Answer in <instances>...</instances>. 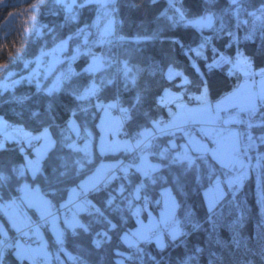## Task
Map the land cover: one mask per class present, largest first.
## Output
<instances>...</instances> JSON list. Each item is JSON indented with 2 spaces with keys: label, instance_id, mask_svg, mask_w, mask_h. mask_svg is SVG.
<instances>
[{
  "label": "trees",
  "instance_id": "trees-1",
  "mask_svg": "<svg viewBox=\"0 0 264 264\" xmlns=\"http://www.w3.org/2000/svg\"><path fill=\"white\" fill-rule=\"evenodd\" d=\"M36 1H43L39 20L50 32L38 39L20 40L13 35L0 39V83L12 71L25 73V62L36 57L45 43L51 47L71 37L70 51L77 44L82 46L57 90L43 91L25 79L12 89L0 88V114L7 122L35 134L50 128L55 139L35 175L25 167L23 142H10L0 148V201L19 197L22 185L28 183L37 185L55 208L60 206L83 176L111 156L97 150L100 103L118 99L128 116L124 134L137 136L160 116L168 115L159 103L167 88L183 89L187 96L200 93L206 85L210 100L231 92L234 83L230 66L222 55L233 57L241 50L256 69L264 68V0H117L112 11L118 6V33L110 43L84 41L86 29L97 34L100 28L92 27L103 13L94 4L69 15L55 0H0V29L14 11ZM207 15L214 18L209 28L191 24ZM197 47H202L200 53L194 51ZM98 54H107L108 64L93 74L87 68ZM169 66L184 73L185 85L179 83L180 76L167 77ZM125 68L130 71L127 75ZM93 84L94 92L85 96ZM257 103L260 107L255 110ZM257 103L247 110L232 109L222 114L244 111L246 119L239 132L244 140L253 139L256 147L242 183L227 185L225 195L212 209L208 208L203 191L229 174L230 169L210 155L195 151H191L192 162L179 157L181 144L187 140L184 136L172 146L171 134L155 135L150 149L161 167L143 178L131 166L127 174L121 170L108 184L91 190V211L82 213L86 230L65 234V261L61 264H122L120 257L137 264H264V104ZM73 115L82 130L77 147L70 145L75 138L67 128ZM87 140L91 141L90 154L81 148ZM25 149L32 152L31 145ZM141 181L152 201L159 199L166 185L178 200L182 233L162 247L154 240H142L137 248H132L121 240L125 230L137 225L133 211L134 204H140L141 192L137 197L131 191ZM120 184L125 190L118 193ZM128 199H132L131 206L126 204ZM159 206L152 204L150 208L157 211ZM1 219L6 221L0 209ZM99 237L104 238L103 242ZM67 252L70 256L66 257ZM4 263L29 261L19 259L10 247Z\"/></svg>",
  "mask_w": 264,
  "mask_h": 264
},
{
  "label": "rangeland",
  "instance_id": "rangeland-1",
  "mask_svg": "<svg viewBox=\"0 0 264 264\" xmlns=\"http://www.w3.org/2000/svg\"><path fill=\"white\" fill-rule=\"evenodd\" d=\"M23 1L18 0V3ZM55 1L63 5L69 15L76 14L87 4H94L98 10H102L101 18L96 19L92 24L93 29L100 26L97 34L93 33L91 28H85V42L110 43L113 38H117L118 22L116 20V12H118V9L114 8L112 11L113 5L117 0H85L82 3L78 0ZM42 3L43 1H36L31 5L23 6L18 11H14L0 29V39H5L10 37V35L20 40L38 39L50 32L48 31L49 28L39 20ZM213 21V16L207 15L191 22V24L199 28H209ZM70 38L56 42L51 47H48L45 43V46L39 50L36 57L25 62V73L19 75V73L12 71L5 76L0 83L1 90L12 89L24 79L35 83L43 91L52 92L57 90L62 83L64 72L69 69L72 60L81 51L82 45L80 44H77L70 51ZM194 51L200 53L202 47L194 48ZM106 57L107 54L93 56L87 70L93 74H98L108 64ZM221 58L229 62L231 75H241L240 83L234 80V87L231 92L216 100H210L206 85L203 86L200 93H190L187 96L184 94L183 89L167 88L163 95L159 97V103L165 106L168 115L160 116L153 122V125L143 129L137 136H131L129 133L128 135L124 134V132H127L124 127V119L126 117V122L128 116L121 106L116 107L118 99L109 104L100 103L99 107L102 108V111L97 124L99 131L97 150L102 155L111 156L102 159L93 171L83 176L79 180L78 185L71 188L67 199L56 208L37 185L33 186L28 183L23 184L19 197L0 201V209L7 221L0 220V253L4 249L5 243L3 239L14 235V253L19 259L28 260L29 263L34 261L36 264H41L38 259L47 256L49 264L64 263L61 254V251L64 250L62 247L64 236L66 233H80L86 230L82 213L91 211V200L88 194L91 190L108 184L116 176V174L110 173V170L115 172V169L120 168L123 164L126 156L138 148L141 149V152L133 157L129 165L137 170L143 178L150 177L155 170L161 167V163L152 157V149H150L155 135L171 134L172 139L169 140V143L172 146L176 145L177 141L184 136L187 140L181 144L182 149L178 152L179 157L192 162L191 151H195L203 155H210L221 166L230 169L229 174L218 178L203 191L209 209H212L225 195L227 185L242 183L249 172L250 158L255 149L251 152L249 151L246 159L237 155L233 157V152L230 150L232 141H221V146L217 148L201 123L207 120L210 121L217 114L221 115L223 110L235 103H243L241 104L245 105L243 107L249 104L253 105L255 100L264 104V68L256 69L251 58L241 50H238L233 57L222 55ZM216 62L218 61L216 60ZM216 62H214L215 65ZM124 71L125 75L130 72L128 68H125ZM166 75L172 79L180 76L179 83L181 85L187 83V77L184 73L174 66L167 68ZM90 88V91L87 90L84 93L85 96L92 94L96 87L93 84V89L92 87ZM112 107H116V109L111 110L110 108ZM222 117L219 118L213 127L219 130L234 129L233 127L223 128L218 126ZM122 118H124L123 121ZM190 121L192 125L191 123L189 124ZM8 124L14 123L7 122L0 114V148L7 147L10 142H23L25 144V147H23V150H25V167L32 175H35L40 170L44 157L55 145L52 130L45 128L35 134L18 127L16 131L9 132L6 130ZM204 124L209 125L207 123ZM226 124L232 125V120L228 118ZM67 128L73 138H75L70 142V145L77 147V138L80 137L82 130L75 115L69 118ZM32 139H36L37 143L33 145ZM242 143H244L243 140ZM30 145L32 146V152L25 149L26 146ZM81 148L90 154L91 141L87 140ZM121 153H126V156H121ZM237 161H239V164ZM236 162L238 167L231 168ZM130 170L131 168L128 167L122 171L127 174ZM235 173L236 175H234ZM240 176H244L243 179ZM143 186L144 183L141 181L131 191L137 197L141 192L140 204H134L136 208L133 211L137 225L125 230L121 235V240L125 246L132 248H137L142 240H154L158 246L162 247L166 245L169 239H174L182 233V227L177 215L178 200L169 185L164 186L161 189L159 199L155 198L153 201L146 191L143 190ZM124 190L125 186L120 184L117 192L120 193ZM157 203L160 205L157 211L150 208L152 204L157 205ZM126 204L131 206L132 199H128ZM145 210L146 214H144ZM26 228H30L32 231L27 233L28 237L32 239L31 243L26 242L25 238L19 239L18 236H15L16 232H22L25 235ZM11 229L14 231L10 233ZM103 239V237L98 238L102 242ZM5 252L4 250L2 253V262L0 264H5L3 258ZM121 253L126 254L123 251ZM119 260L122 264H137L127 261L124 257H120Z\"/></svg>",
  "mask_w": 264,
  "mask_h": 264
},
{
  "label": "built area",
  "instance_id": "built-area-1",
  "mask_svg": "<svg viewBox=\"0 0 264 264\" xmlns=\"http://www.w3.org/2000/svg\"><path fill=\"white\" fill-rule=\"evenodd\" d=\"M102 105V104H101ZM117 106H120L119 105V101L117 102V104H116V107ZM116 107H112V108H110L111 110H115L116 109ZM260 107V104L259 103H257L256 105H255V110L256 109H258ZM245 113H243V112H240V111H233V112H230V113H227V114H225L222 118H221V120H220V122H219V124H218V126H222L223 128H226V127H233V128H236V129H238V130H242L243 129V125H244V121H245V115H244ZM125 117V116H124ZM228 118H230L231 120H232V125H227L226 124V122H227V119ZM123 119L124 118H122V121H123ZM125 119H126V117H125ZM125 119H124V125H125ZM191 123V125H192V122L190 121L189 122V124ZM16 129H17V126L16 125H14V124H8L7 126H6V130L7 131H9V132H14V131H16ZM244 143H242L241 145V147L237 150V152H236V155L238 156V157H244L245 159L248 157V154H249V151L251 152L253 149H255V141L253 140V139H250V138H247V139H245L244 141H243ZM37 143V140L36 139H33L32 140V144L34 145V144H36ZM146 144H148V143H146ZM142 149H144V148H142ZM141 152V149L140 148H138V149H135L134 150V152H132L130 155L128 154L127 156H126V158H125V160H124V162H123V164H126V165H129V163L131 162V160L133 159V157H135V155H137L138 153H140ZM234 175H236V173L234 174ZM244 177V176H243ZM243 177L242 176H240V178H242L243 179ZM46 224V223H45ZM18 234V237L19 238H22V239H24L25 238V235H24V233H17ZM17 234H15V236H17ZM13 238H14V235L13 236H10V238L9 239H6L5 240V244L4 245H8V243H9V241H10V243L12 242V240H13ZM4 247V246H3ZM49 258H51V257H49ZM43 259V260H42ZM42 259H38L39 261H41V264H49V260H48V257L47 256H44ZM48 260V261H47ZM2 262V260H0V263ZM30 264H36L34 261H32Z\"/></svg>",
  "mask_w": 264,
  "mask_h": 264
},
{
  "label": "crops",
  "instance_id": "crops-1",
  "mask_svg": "<svg viewBox=\"0 0 264 264\" xmlns=\"http://www.w3.org/2000/svg\"><path fill=\"white\" fill-rule=\"evenodd\" d=\"M230 77L234 83V80L237 81V83H240L241 80V75L238 74L237 75H231ZM257 101L255 100V103ZM254 103V104H255ZM243 103H235L233 104L231 107L225 109L222 111V114L225 113L226 111L232 110V109H241V110H247L250 109L253 105H248L246 107H243L245 105H241ZM221 115H215L214 118H212L210 121H205L204 123H207L209 125H206L204 123H201L204 127V129L206 130V132L208 133V135L211 137V139L213 140V142L215 143V145L217 146V148H219L221 146V141L226 142L227 140L232 141L231 144V152H233L232 156H234L235 151L238 149V147L240 146L242 140H243V133L235 130V129H230V130H219L213 127V125L219 120V118L222 116ZM239 164V161H237ZM237 162L235 163V165L231 166V168H235L238 167Z\"/></svg>",
  "mask_w": 264,
  "mask_h": 264
},
{
  "label": "bare ground",
  "instance_id": "bare-ground-1",
  "mask_svg": "<svg viewBox=\"0 0 264 264\" xmlns=\"http://www.w3.org/2000/svg\"><path fill=\"white\" fill-rule=\"evenodd\" d=\"M114 8H117L118 9V6H116V7H114ZM193 121V120H192ZM244 140V139H243ZM234 156H236V152L234 153ZM128 167H131L130 165L128 166V165H126V164H122L121 166H120V168L118 167V168H116L115 170V172H113L112 170H110V173H114V174H117L119 171H121V170H123V169H125V168H128ZM23 186V185H22ZM22 189V188H21ZM71 190V189H70ZM69 190V191H70ZM22 191V190H21ZM56 212V211H55ZM28 232H32L31 231V229L30 228H26L25 229V240H26V242H28V243H31L32 242V239H30L29 237H28V235H27V233ZM19 233V232H18ZM16 234H17V232H16ZM70 234H72V233H70ZM17 236H18V234H17ZM6 238H10V236H7V237H5L3 240H4V242H5V239ZM20 239V238H19ZM3 240H2V242H3ZM20 241V240H19ZM14 244H15V241L14 240H12V243H10V241H9V243H8V245H4V249H2V253L4 252V250L6 251V250H8L10 247H14ZM63 251V250H62ZM62 251H61V254L63 255V253H62ZM2 253H0V260H2L1 259V257H2ZM53 255V254H52ZM66 257L69 255V253L67 252L66 254ZM51 256V255H50ZM70 256V255H69ZM63 257V256H62ZM3 258H4V255H3ZM63 260L65 261V257H63ZM30 264V263H29Z\"/></svg>",
  "mask_w": 264,
  "mask_h": 264
}]
</instances>
